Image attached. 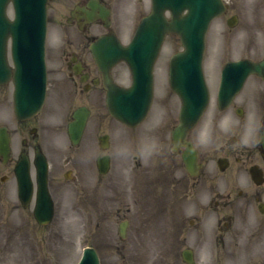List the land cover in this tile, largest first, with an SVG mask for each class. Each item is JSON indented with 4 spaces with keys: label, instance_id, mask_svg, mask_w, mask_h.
Masks as SVG:
<instances>
[{
    "label": "rangeland",
    "instance_id": "obj_1",
    "mask_svg": "<svg viewBox=\"0 0 264 264\" xmlns=\"http://www.w3.org/2000/svg\"><path fill=\"white\" fill-rule=\"evenodd\" d=\"M227 1L239 22L230 27L226 20L231 12H227L212 23L208 32L204 68L212 104L196 134L192 133L197 145L208 141L214 125L213 117L207 116L215 103L223 65L234 58L264 57V0ZM110 2L113 27L127 41L149 12L150 0ZM69 6L68 0H51L52 39L61 32L60 22L68 16ZM181 49L177 35L166 38L155 66L154 102L137 129L105 114L103 118V113L96 114L77 147L66 132L55 127L63 123L65 131L70 112L54 116L51 129L42 137L55 200V216L50 224L37 223L34 203L24 208L18 198L13 169L19 151L12 162L0 161V264H76L86 245L98 250L101 264H182L176 260L175 252L179 247L178 231L174 238L161 235L164 227L181 224L184 195L194 194L180 156L171 153V130L178 121L180 100L170 88L168 69L171 55ZM114 73L118 82L130 84V72L124 64L117 66ZM257 81L260 80L253 76L249 84ZM56 102L64 110L67 94L63 93ZM6 118L1 113L0 123L10 122ZM103 133L111 134L112 140L109 153L113 162L106 176L98 174L95 163L101 154L98 135ZM15 140L18 144V134ZM69 170L72 172L66 178ZM124 219L128 221L127 231L121 237L119 225ZM168 254L174 255L173 261Z\"/></svg>",
    "mask_w": 264,
    "mask_h": 264
},
{
    "label": "flooded vegetation",
    "instance_id": "obj_2",
    "mask_svg": "<svg viewBox=\"0 0 264 264\" xmlns=\"http://www.w3.org/2000/svg\"><path fill=\"white\" fill-rule=\"evenodd\" d=\"M68 1L71 6L66 22H60L61 32L55 39L48 34L46 53L47 99L50 103L67 94V107L62 110L60 104L53 103L46 111V99L39 113L20 120L14 110L13 82L0 85V114L5 113L10 120L0 123L11 138V157L6 164L14 160L16 151L18 156L27 151L34 164L35 150L51 129L54 116L69 112L71 116L80 107L89 108L91 114L96 109L102 113L107 91L91 43L107 32L105 21L100 17L89 20L91 4L97 0ZM99 2L112 13L110 0ZM228 4L230 16H237L230 1ZM212 121L208 141L197 146L200 172L193 177L187 173L194 194L184 195L181 224L164 227L161 235L174 238L178 231L179 247L175 252L182 264H264V80L260 78L245 88L227 109L217 105ZM171 150L172 155L180 156L185 169L184 148L175 150L171 144ZM49 188L52 190L50 180ZM127 224L126 219L120 222L121 237ZM173 256L168 254L170 262Z\"/></svg>",
    "mask_w": 264,
    "mask_h": 264
},
{
    "label": "water",
    "instance_id": "obj_3",
    "mask_svg": "<svg viewBox=\"0 0 264 264\" xmlns=\"http://www.w3.org/2000/svg\"><path fill=\"white\" fill-rule=\"evenodd\" d=\"M10 0H0V42L3 37L13 38L14 81L16 84V111L20 117L37 111L44 102L46 75L44 43L46 36L47 0H12L15 18L10 21L6 6ZM226 10L223 0H153L152 12L143 18L136 34L127 46L118 40L103 37L94 46V55L103 68L107 83V105L113 116L135 126L147 115L152 100L154 86V63L159 55L167 34L179 35L184 50L176 53L170 61V84L182 100L180 123L173 131L174 141L187 146L184 159L193 166L197 154L186 136L200 120L210 100L209 89L203 72V58L206 35L211 21ZM171 13L168 19L165 12ZM125 61L133 75L132 85L122 88L112 83L111 67ZM251 73L264 77V61L248 59L229 62L222 73L218 99L225 107L244 85ZM11 76V69L0 51V82ZM77 121L70 126L75 141L85 125L86 117L75 116ZM8 138L0 129V153L8 158ZM40 191L35 208V216L40 223L52 220L54 208L47 190L48 164L43 154L37 155ZM19 196L24 205L29 203L32 187L29 162L23 157L17 167ZM78 264H100L95 249L86 248Z\"/></svg>",
    "mask_w": 264,
    "mask_h": 264
}]
</instances>
